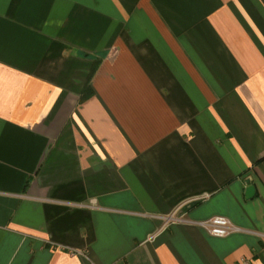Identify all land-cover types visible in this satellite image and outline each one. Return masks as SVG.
<instances>
[{
    "label": "crops",
    "instance_id": "1",
    "mask_svg": "<svg viewBox=\"0 0 264 264\" xmlns=\"http://www.w3.org/2000/svg\"><path fill=\"white\" fill-rule=\"evenodd\" d=\"M0 264H264V0H0Z\"/></svg>",
    "mask_w": 264,
    "mask_h": 264
},
{
    "label": "built area",
    "instance_id": "2",
    "mask_svg": "<svg viewBox=\"0 0 264 264\" xmlns=\"http://www.w3.org/2000/svg\"><path fill=\"white\" fill-rule=\"evenodd\" d=\"M173 216H168L167 220H177V222H187L184 215H178L177 218ZM198 226L203 228L208 234L215 236V237H225L228 236L236 231L238 228L232 224L227 218L216 216L205 221H201L197 223Z\"/></svg>",
    "mask_w": 264,
    "mask_h": 264
},
{
    "label": "water",
    "instance_id": "3",
    "mask_svg": "<svg viewBox=\"0 0 264 264\" xmlns=\"http://www.w3.org/2000/svg\"><path fill=\"white\" fill-rule=\"evenodd\" d=\"M253 194V186H248L246 189V196L251 197Z\"/></svg>",
    "mask_w": 264,
    "mask_h": 264
}]
</instances>
